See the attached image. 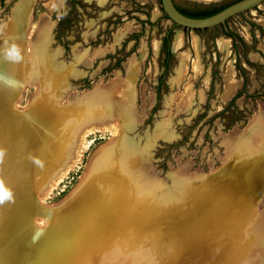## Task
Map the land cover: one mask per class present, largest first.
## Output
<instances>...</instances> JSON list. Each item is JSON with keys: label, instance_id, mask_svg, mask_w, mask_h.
<instances>
[{"label": "rangeland", "instance_id": "374dc122", "mask_svg": "<svg viewBox=\"0 0 264 264\" xmlns=\"http://www.w3.org/2000/svg\"><path fill=\"white\" fill-rule=\"evenodd\" d=\"M24 1L0 0V107L16 119L12 127V119L0 112V149L5 150L0 179L15 197V203L0 204V264H77L95 223L103 228L120 226L128 194L133 213L147 207L149 212L143 210V215L153 218L142 224L150 222V229L137 231L129 225L118 233L110 228L99 233L130 246L135 243L134 247L90 258L87 264H169L165 236L178 241L188 228L186 210L194 205L199 212L214 205L219 194L246 203L254 199L255 216L245 227L251 235H246L245 243L253 246L246 263L256 253L260 262L251 264H264V246L255 248L253 243L259 240L256 231L264 226V149L254 159L248 145L254 133L264 143V5L214 30L196 31L170 21L160 0H81L85 6L72 10L75 19L64 38L65 50L54 34L61 16L71 11L68 0H55L52 12L51 0H32L22 11L15 10ZM235 1L175 3L188 10ZM37 22L52 27L37 34ZM227 31L248 45L246 57L239 43L237 56ZM169 32L172 56L164 71L161 42ZM31 34L34 45L29 47ZM13 39L22 48L19 63L7 57ZM41 50L47 62L39 64ZM30 53L36 55L35 61ZM32 64L37 69L29 78ZM164 72L158 98V77ZM27 79L34 86H25ZM245 80V92L224 112ZM122 89L128 98L121 97ZM20 97L22 103L15 109L12 102ZM58 107L68 109L65 123ZM229 135L238 136L245 146L227 160ZM124 153L131 158L128 172L122 163ZM89 161L91 175L81 184ZM259 162V177L247 175L245 166ZM139 167L146 172L140 174ZM56 178L60 179L51 188ZM43 191L46 197L40 199ZM165 192L170 197L159 201ZM37 218L47 222L43 234ZM132 221L137 226L138 217ZM258 243L263 245L262 240ZM176 258L186 264L193 256L180 253Z\"/></svg>", "mask_w": 264, "mask_h": 264}, {"label": "bare ground", "instance_id": "6f19581e", "mask_svg": "<svg viewBox=\"0 0 264 264\" xmlns=\"http://www.w3.org/2000/svg\"><path fill=\"white\" fill-rule=\"evenodd\" d=\"M31 1L32 0H26V1L22 2L21 5H18L15 10L22 11V9L24 8V5L26 3L31 4L34 0L32 2ZM102 1H106V0H102ZM199 1L207 3V2H217L220 0H199ZM54 2H55V0H51L49 2V8H50L49 10L51 12L54 10V7L56 6L54 4ZM30 13H31V11H28L27 17H29V18H30V16H29ZM48 18H49V15H48ZM11 20H12V22L14 21L13 18H11ZM38 26H37L38 32L36 31L37 34L41 31L46 33L47 30L52 27V24H48V25L40 24L39 25V23H38ZM33 29H34V27H33ZM49 32H50V30H49ZM31 36L32 37H30V40H29V43H30L29 47H32V44L34 41L33 34H31ZM195 41H196V36L193 35V43H194L193 46H195ZM174 46H176L177 48H179L181 46V34L176 38ZM32 51H33V49H32ZM33 54H34V52H33ZM35 58H36V55H35ZM35 58L30 53V60L35 61ZM48 59H49V57H48ZM37 61L39 64L42 61L47 62V57H45L44 50L43 51L41 50V53L37 57ZM48 65H50V64H48ZM51 66H53V65H51ZM36 69H37V64H32V71L28 72L29 78H31L33 76L32 73ZM190 80H191V76L187 78V82L185 81L187 86L190 85L189 84ZM110 83L114 84V83H116V81L111 80ZM101 84L102 83H99V86H101ZM231 85H232V83H229L228 89H229V87H231ZM25 86H34V84L32 81L28 80V82ZM25 86H24V88H25ZM111 91L112 90H108L107 93H111ZM89 92H91V91H89ZM185 93H186V90H185ZM121 97L122 98L123 97L128 98L127 92L123 89H122ZM22 99L23 98L20 97L14 102L13 107H15V109L19 107L20 103H22ZM121 100H123V99H121ZM69 101L71 102V97H69ZM175 102H177V101H175ZM235 136L229 135V140H228L229 145L226 144L228 146V148L226 147V149L228 152H230V156H226L227 160L229 158H231L232 155H234L235 151L242 152L244 150L245 143L242 141L241 138H240L241 140L238 141L237 140L238 136H237V138ZM250 138H251V141L248 144L249 150H250V155H252L255 159V156H254L255 153L259 149H262V150L264 149V143H262V139L255 133ZM83 142H84V138H81L79 141V143H81V144H79V145H82ZM263 153H264V151H263ZM128 155L124 153L121 156L122 161H123L122 162L123 166L125 167L127 172L129 170V167H130L129 164L131 162V158H129ZM78 156H79V154L76 157H78ZM252 156H250L249 160H251L253 158ZM74 159H76V158H74ZM237 160H238V158H237ZM241 161H244V159ZM260 164H262V162H259L257 164V166L253 165L254 167L245 166V169L247 170V175L256 174V176L258 175V177H259L260 173H259V167L258 166ZM90 166H91V164L89 161L87 164V168H86V170H85V172H84V174L80 180L81 184L84 183L88 179V177L91 175L92 170H91ZM139 168L140 169L138 172L140 174H144L146 172L145 169H141V167H139ZM261 171L264 172V170H261ZM194 175L195 174L192 173V176H194ZM60 178H56L52 182L50 187L52 188L55 185H57V182ZM149 179H152V177H150ZM245 189H248V188H242L241 190H245ZM46 194L47 193L43 191V193H41L39 195V198L44 199V196ZM125 195H127V194H125ZM169 195H170V193H168V192L167 193L165 192L164 195H163V193H161V196H159V201L160 200H167L168 197H170ZM67 198H68V196H67ZM228 198H229L228 196H222L221 194L217 195L215 204L214 205L207 204L206 205L207 208H202L201 210H199L200 213L198 212V208L193 207L194 205L189 208L188 212L186 210L184 215H187V222H186L187 226L186 227H188V228L186 230H184V232L182 231V233H180V235H183V236H181L182 239H181V237H179L178 241L175 242V240L171 241L166 236H165V238L163 236H161L165 240V243L163 245L165 248V251L168 253H171V259L169 261V264H184L180 261L181 258L180 259H178V258L173 259L175 257V255L179 256L180 253L183 254L184 257L187 256V258H188V256H193V258L190 259L186 264H221V263H223V261H225L227 264H251L253 262H260V260L257 259V254L254 253L252 261L250 263H246V260H248L249 255L253 251V246L246 244L244 239L246 238V235H247L245 233V227L248 226L253 221V219H254L253 216H255V214L254 215L251 214L252 209L255 206L254 199H251L252 201H250V202L248 201V203H246L242 200H235L234 196H232V198L231 197L229 199ZM132 199H133L132 196H130L129 194L124 197V201L126 204H125V207H123V210L125 212H124V215L122 216L123 219H121L120 226L118 228H110V227L103 228V226L100 225L99 223H95V226H94L95 228H94V230L91 231L93 236L88 241L89 244H88L87 251L84 252V254L82 253V255L80 254V252L78 253V255H80V260L77 261V264H87L88 259L103 257L104 253H106L107 256L113 254V252L118 253L120 251V248H123V247H125V252H128L129 249L131 250L134 247L135 243H133L132 246H130V245L124 243V241H121L117 238L115 241H113L112 237H107L106 235H103L101 237L99 235V233L105 232L109 228L115 229V231L117 233L119 230L124 229V228L128 227L129 225H131L132 228L137 230V231H138V228L142 229L143 232L150 229V222L148 224L147 223H144V225L142 224L144 221H149V218H153V217H151L150 214L143 215V213H144L143 210L146 211L147 213L149 212L147 207L145 208V206H144V205H146L147 200L145 201V203L143 205L144 207L142 210H139V211L133 213V210H131V206L129 205V202L131 204ZM180 199H182V197ZM142 202H144V197H143ZM207 203H210V198H208ZM158 207L160 208V206H158ZM235 207H237L236 210L234 209ZM221 208H223V209H221ZM236 211H238L239 213H237ZM177 212H178V210H177ZM234 213L236 215H239V216L234 218L233 217ZM250 214H251V216L248 217V215H250ZM135 216L138 217L137 226L132 221ZM41 221H42L41 219L37 218L35 220L36 226H38V224ZM209 226H212V227L210 228ZM196 232L198 234H196ZM256 232L259 236V240L253 242L254 247L256 248L259 246H264V226L262 227V229L257 230ZM98 235L103 239H99ZM249 236H251V235L250 234L247 235V237H249ZM96 237L99 240H95V239H97ZM174 237L177 238V236H174ZM93 238H94V240L92 241L91 239H93ZM241 238H242V240H241ZM238 239H240L241 242H239L238 245H234V243H236V241H238ZM260 239L262 240L263 245H260L261 243H258L259 241H261ZM225 242H227V243L225 244ZM128 243H130V242H128ZM222 243H224V245H222ZM94 245H96V246L93 247ZM112 245L118 246L119 248L116 251H114L113 248L115 246L111 249ZM126 245H128V246H126ZM213 248H215L214 251L212 250ZM226 251L228 253V256L225 255ZM118 264H125V262L124 261L119 262Z\"/></svg>", "mask_w": 264, "mask_h": 264}, {"label": "trees", "instance_id": "16d2710c", "mask_svg": "<svg viewBox=\"0 0 264 264\" xmlns=\"http://www.w3.org/2000/svg\"><path fill=\"white\" fill-rule=\"evenodd\" d=\"M67 4L70 6L71 11L68 12L65 15H62L61 18L58 21L57 24V28L55 29V34H54V38L58 41V42H63V48L65 50L68 49V41H64V38L67 37L68 31H69V27L71 26V22L75 19L74 15L72 14V10L75 8L76 5H80L81 7L85 6V4H83L81 2V0H68ZM179 11H181L183 14L191 16V17H205L208 15H211L217 11H219L220 9L224 8L225 6H209V7H204V8H199V9H195V8H191V9H182L179 6H176ZM162 8V7H161ZM196 31H200V29H195ZM171 32H169L166 36L163 37L162 42H161V50L160 53L163 54L165 56L164 61L162 63V67L164 69V71L167 70L168 68V62L169 59L172 56V52L170 49V41H169V35ZM224 34H226L227 36L232 38L233 41V46L235 49V52L237 54V56H239V52H238V43L243 47L242 50V55L244 57H246V50L248 49V45L245 43V41L236 33H234L233 31H227L224 32ZM252 64V63H250ZM118 65V63H117ZM116 65V66H117ZM237 69L241 70L242 67L240 65L237 64ZM165 76V72L162 73L159 77H158V86L156 88L157 90V97L159 98V91L161 88V84L163 82V77ZM246 80L242 86V89L240 91L237 92V94L229 101V103L227 104V106L224 109V112L228 111V109L233 106L234 103V98L238 97L241 93H244L245 91L243 90L246 87ZM156 109V106L154 107V110ZM231 114H233V111H230ZM223 114V112L221 113ZM235 117V116H233ZM236 120V118H232V121L234 122Z\"/></svg>", "mask_w": 264, "mask_h": 264}, {"label": "water", "instance_id": "95a60500", "mask_svg": "<svg viewBox=\"0 0 264 264\" xmlns=\"http://www.w3.org/2000/svg\"><path fill=\"white\" fill-rule=\"evenodd\" d=\"M163 12L176 25L191 29L214 30L262 5L264 0H237L205 17H191L176 7L174 0H160Z\"/></svg>", "mask_w": 264, "mask_h": 264}, {"label": "clouds", "instance_id": "9594fccd", "mask_svg": "<svg viewBox=\"0 0 264 264\" xmlns=\"http://www.w3.org/2000/svg\"><path fill=\"white\" fill-rule=\"evenodd\" d=\"M7 43L8 40H5V44ZM7 57L14 59L18 63L23 60L22 48L14 41V39L10 48L7 49ZM4 154H5V150L0 149V163L3 162ZM36 163L39 164L40 161L37 160ZM5 201H10L11 203H15V197L11 189L5 186L3 179H0V204H3ZM37 227L40 234H43V230L47 227V222L41 221Z\"/></svg>", "mask_w": 264, "mask_h": 264}, {"label": "crops", "instance_id": "0c3cea01", "mask_svg": "<svg viewBox=\"0 0 264 264\" xmlns=\"http://www.w3.org/2000/svg\"><path fill=\"white\" fill-rule=\"evenodd\" d=\"M22 76H23V74H22ZM23 86V85H22ZM18 99V98H17ZM17 99H15V101L17 100ZM15 101H13L12 102V106L14 105V102ZM59 108V110L60 111H62L63 112V115L61 116V122L62 123H65L66 121H68V117H69V115H68V109L67 108H63V107H58ZM0 112H2L3 113V118L5 117V118H11L12 119V121H13V126L12 127H14L16 124V121H14V120H16L15 119V114H9V113H7V111L5 110V109H3L2 107H0ZM65 114V115H64ZM0 115H1V113H0ZM3 127V125L2 126H0V131H1V128Z\"/></svg>", "mask_w": 264, "mask_h": 264}, {"label": "flooded vegetation", "instance_id": "af4514ba", "mask_svg": "<svg viewBox=\"0 0 264 264\" xmlns=\"http://www.w3.org/2000/svg\"><path fill=\"white\" fill-rule=\"evenodd\" d=\"M174 2H175V0H174ZM175 5L178 6L176 3H175Z\"/></svg>", "mask_w": 264, "mask_h": 264}]
</instances>
